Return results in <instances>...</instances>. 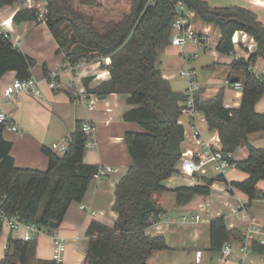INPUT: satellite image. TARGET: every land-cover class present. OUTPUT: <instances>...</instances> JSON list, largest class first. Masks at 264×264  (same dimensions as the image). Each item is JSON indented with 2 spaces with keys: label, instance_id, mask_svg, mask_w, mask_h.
Returning a JSON list of instances; mask_svg holds the SVG:
<instances>
[{
  "label": "trees",
  "instance_id": "trees-1",
  "mask_svg": "<svg viewBox=\"0 0 264 264\" xmlns=\"http://www.w3.org/2000/svg\"><path fill=\"white\" fill-rule=\"evenodd\" d=\"M20 0H0V8L13 6ZM46 5V23L59 43L63 54L73 67L82 61H102L101 69L110 79L93 89L99 97L121 94L128 97L132 107L124 121L135 124L139 131L128 132L125 142L132 164L116 186L114 211L118 221L110 228L93 221L86 236L89 246L84 264H148L156 251L168 250L163 237H151L148 228L165 212L155 203L154 195L170 191L164 182L178 174L183 158L185 129L180 124L184 93L175 92L157 66L159 52L171 46L173 22L179 3L195 12L196 18L214 25L221 31L216 51L224 56L235 53L234 36L243 32L252 37L257 49L247 62L236 60L232 67L245 68L242 100L237 109L225 107V91L204 101L196 95V107L205 115L211 131H218L222 150L236 154L247 146L248 158L237 162L238 170L248 174L244 182L229 186L253 201L260 197L258 184L264 181V149L249 144V136L264 132V113L256 111L264 98V80L250 71L258 59L264 58V24L258 15L241 7L212 8L206 0H131L130 12L111 28L102 31L95 18L79 8L101 9L98 0H35ZM79 7V8H77ZM39 9L19 11L14 22L39 21ZM110 59L111 64L105 65ZM35 61L16 47L10 36L0 32V79L15 72L17 79L32 78ZM85 122H77L69 137V150L60 155L43 148L49 159L46 172L16 167L11 156L13 145L4 138L0 125V209L9 216L18 214L27 224L37 223L50 230V223L61 226L73 203H81L98 168L84 163L88 137ZM216 181L226 182L224 176L207 180V186L181 187L172 190L177 205L185 206L198 195H210ZM0 227V237H1ZM211 251L222 252L226 243H243V233L229 230L225 218L210 224ZM264 254L263 248L252 247ZM0 264H62L57 260L37 258L35 241L11 239Z\"/></svg>",
  "mask_w": 264,
  "mask_h": 264
},
{
  "label": "crops",
  "instance_id": "crops-1",
  "mask_svg": "<svg viewBox=\"0 0 264 264\" xmlns=\"http://www.w3.org/2000/svg\"><path fill=\"white\" fill-rule=\"evenodd\" d=\"M98 1L106 6L110 1L119 4L121 0ZM206 2L217 9L236 6L251 10L264 24V0H206ZM44 6V3L35 0H20L13 6L0 8V32L9 35L13 44L35 61L33 78L42 82L43 91V98L21 93L12 105H7L4 101V92L17 79L16 73L9 72L0 79L2 106L20 128L19 133L5 131L4 138L13 145L11 156L15 160L16 167L46 172L49 169V159L43 153L44 147L52 149L54 144H61L68 139L75 131L77 122L91 123L95 127L92 136L95 145L87 149L84 163L98 169L111 166L117 171L101 182L92 180L84 200L71 205L59 229L46 230L34 240L37 244L38 259L56 260L55 247L51 239V234L56 232L67 243V250L58 262L84 264L89 246V238L86 234L91 223L97 221L112 228L118 221V213L114 211L116 186L132 164L125 135L128 132L139 131V127L124 121L125 113L132 109L127 103L126 95L112 94L104 98L93 93V89L110 79L109 71L101 69L102 61H82L73 67L63 54H58L59 43L53 37L46 22L40 20L14 22V17L19 11L40 10ZM89 11L87 8L82 12L94 17L89 15L91 13ZM110 16L111 14L104 15V17ZM192 23L197 32L208 33L209 41L210 38L217 39L216 47L211 48L210 51L219 65L232 66L236 60L247 62L257 49L252 37L237 32L234 37L235 53L226 57L216 51L221 38L220 29L205 24L196 17L193 18ZM235 39L239 41V45L235 43ZM164 67L160 68L163 77L173 87L175 75L169 74ZM242 68L244 67H238L239 73L231 74L229 77L243 78L244 73L240 75ZM253 68L257 72L264 71V58L258 59ZM207 69H210V66ZM204 73L209 72L204 69L201 76L197 73L202 100H211L224 90L225 107L228 109L240 107L242 92L238 93L233 89L228 92L225 89H216L210 84L208 77L203 76ZM54 76L61 85L58 91L49 90L44 82L45 79ZM173 89L178 92L174 87ZM79 91H86L97 98L95 110L91 111L78 102ZM262 100L256 106V111L260 114L264 113ZM202 118L203 115L196 119L188 116L180 118V124L185 129L183 157L194 156L198 161L205 146L208 144L213 146L216 143L218 131H211L207 121H203ZM195 130L200 132L199 136H195ZM235 158L237 161L246 160L248 150L242 147ZM213 172L211 165L204 167L194 177L178 172L164 182L165 187L170 191L154 195L155 203L165 214L156 219L148 228L147 234L151 237H163L168 250L154 252L148 264H264V254L252 248L247 256H243L240 251L241 245L236 242L231 243L234 249L232 258H225L222 252L214 253L211 251L210 237L211 221L221 217L225 218L229 230L244 233L246 228L254 224L264 232V181L257 186L260 197L251 201L247 195L229 186L231 183L244 182L248 179L246 172L233 169L224 176L226 182L216 181L212 185L210 195H198L185 206L177 205L176 194L172 190L181 187L207 186V180L218 177ZM83 206L85 210L81 209ZM186 215H191L192 218L188 219ZM197 216H200L199 221L196 220ZM20 235L14 234L8 228L2 229L0 260L7 253L9 241L20 240ZM261 238H264V235L257 236L253 246L256 244L258 248L264 249V246L258 243Z\"/></svg>",
  "mask_w": 264,
  "mask_h": 264
},
{
  "label": "built area",
  "instance_id": "built-area-1",
  "mask_svg": "<svg viewBox=\"0 0 264 264\" xmlns=\"http://www.w3.org/2000/svg\"><path fill=\"white\" fill-rule=\"evenodd\" d=\"M40 11V21H47V10L46 5L39 10ZM176 18L173 22V34L171 38V45L173 47H186L191 43L197 44V52L192 54V57H197L199 51H204L208 48L207 43L209 42L208 33H199L193 26L192 20L196 17L195 12L189 11L185 5L179 3L176 9ZM235 37V36H234ZM234 41V40H233ZM236 41V39H235ZM235 43L239 45L237 40ZM107 63H111L110 59L106 60ZM250 71L258 79L264 80V71L257 72L253 67H250ZM33 75V74H32ZM179 76L185 78L189 82V88L185 91L187 100L183 105L182 116H188L192 119L198 118L203 115V121H206L205 115L202 114L196 107V95L200 94V84L198 82V75L195 71H182ZM49 90L58 91L61 87L59 81L56 77L47 78L44 81ZM41 81L35 78H30L28 80L15 79L12 84H10L4 92V101L7 105H12L19 94L27 93L31 94L37 98H43V91L41 88ZM226 86L232 87L236 92H242L243 84L240 81L232 80L231 78L225 81ZM78 102L81 105L87 106L91 111L95 110L97 98L93 95L88 94L86 91H79ZM2 98H0V125L5 127V131L19 133L20 128L14 118L3 108ZM95 131V127L91 123H85L84 132L88 137L87 148H93L94 142L92 141V136ZM200 132L195 130V136H199ZM70 139H65L61 144H54L52 149L60 155L66 154L69 150ZM237 159L234 154L225 153L222 150L221 140L218 135L216 143L214 145H206L203 152L199 155L198 161L195 160L194 156H184L179 164L180 168L178 170L180 173L194 177L198 174L204 167L211 165L214 173L217 176H225L230 170L237 168ZM117 170L111 166L100 167L97 173L94 175L93 180L97 182L103 181L105 178L109 177L111 174ZM85 210L83 206L81 208ZM196 220H200V216L196 217ZM0 227L8 228L14 234L20 235V240L23 242H32L39 235L45 233V229L41 228L37 223L27 224L20 219L18 214L14 216H9L4 210L0 209ZM51 231V230H50ZM54 231V230H53ZM264 235V232L260 227L252 224L246 228L243 233V243L241 245L240 251L243 256H247L256 242V237ZM51 239L55 247V259L60 261L61 256L67 250V243L64 238L59 236L56 232L51 234ZM258 243L264 246V238L258 240ZM222 254L225 258H232L234 255V249L230 243H226L222 248Z\"/></svg>",
  "mask_w": 264,
  "mask_h": 264
},
{
  "label": "rangeland",
  "instance_id": "rangeland-1",
  "mask_svg": "<svg viewBox=\"0 0 264 264\" xmlns=\"http://www.w3.org/2000/svg\"><path fill=\"white\" fill-rule=\"evenodd\" d=\"M131 7V0H121L119 4H116V1H110V3H108L106 6L103 5L101 9L88 8V10H90L89 12L92 13H89V15L94 16L93 18H95V20L99 22L98 25L100 29L104 31L118 23L124 17V14L130 12ZM79 9H82V11L85 12V9H87V7H80ZM108 14H111V16L104 17V15L107 16ZM101 20L106 21L103 22ZM216 43V38H210V41L207 43L209 49L207 48V50L199 51L197 53L198 56L195 58L192 57V54H195L194 52H197V44L191 43L186 47H173L171 45L159 52L157 66L159 69L165 66L164 69L166 68L169 74L175 75L174 81L172 83L173 87L178 92H185L189 88L188 80L185 78H181L179 76L180 72L196 71L199 76H201L204 69L209 73H204L203 76L208 77V81L211 85H213L214 88L225 89L228 92V90L230 91L233 88L226 86L225 81L229 78H231L232 80H237L238 78L229 76L231 74L235 75V73H239V69L235 70L232 66L219 65L215 62V56L211 55L210 49L216 47ZM110 64L111 63H107V61L105 60V65ZM208 66H210V69H207ZM244 71L245 68H242V70L240 71V75H242ZM262 102H264V99L262 100ZM248 139L251 146L264 149V132L250 135ZM243 148H246V150H248L247 146ZM237 153L235 154L236 157ZM186 217H188V219L192 218L191 215H186Z\"/></svg>",
  "mask_w": 264,
  "mask_h": 264
},
{
  "label": "water",
  "instance_id": "water-1",
  "mask_svg": "<svg viewBox=\"0 0 264 264\" xmlns=\"http://www.w3.org/2000/svg\"><path fill=\"white\" fill-rule=\"evenodd\" d=\"M47 20H49V21L52 20L51 15H48L47 16ZM49 227H50L51 230H57V229H59L60 226H59V224L52 222V223H50V226Z\"/></svg>",
  "mask_w": 264,
  "mask_h": 264
}]
</instances>
